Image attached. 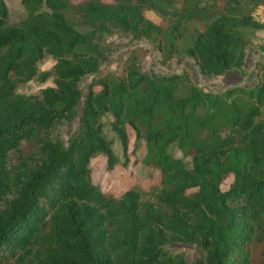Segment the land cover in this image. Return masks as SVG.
Segmentation results:
<instances>
[{
	"label": "trees",
	"instance_id": "obj_1",
	"mask_svg": "<svg viewBox=\"0 0 264 264\" xmlns=\"http://www.w3.org/2000/svg\"><path fill=\"white\" fill-rule=\"evenodd\" d=\"M20 3L25 16L10 23L0 0V264H264V66L250 87L206 91L186 70L144 72L130 51L97 76L114 29L152 43L161 63L178 54L207 78L243 75L264 0ZM34 78L51 85L17 93ZM74 118L66 142L52 136ZM105 124L122 165L143 143L141 162L159 173L147 191L115 196L91 181L96 155L107 169L118 163Z\"/></svg>",
	"mask_w": 264,
	"mask_h": 264
},
{
	"label": "rangeland",
	"instance_id": "obj_2",
	"mask_svg": "<svg viewBox=\"0 0 264 264\" xmlns=\"http://www.w3.org/2000/svg\"><path fill=\"white\" fill-rule=\"evenodd\" d=\"M7 7L8 21L10 23L17 22L25 16L20 0H3ZM253 18L262 21L264 20V5H258L251 12ZM145 17L153 23L160 21L159 17L152 11H146ZM245 46V59L243 70L244 74L239 75L232 71L224 72L221 75H212L210 77L202 76L194 66L190 58L182 55L172 56L166 63L160 62V54L155 46L145 39H136L129 34L120 33L114 29L108 34L105 39L106 44L113 46V50L109 56L108 61L100 65L97 76H102L108 72L116 71L119 68L121 61L128 55L130 51H135L139 55L141 68L146 73L153 74H171L178 73L181 70H186L192 82L200 87L202 90L215 91L228 86H252L261 73V66H264V30H256L247 33ZM52 59L49 57L41 60L38 65V71L48 69L52 64ZM91 76L87 75L80 81V86L84 89L90 81ZM49 80L40 82L36 78L31 79L24 85L16 89L19 94L37 93L41 88L50 86ZM106 121V119H105ZM76 123L74 118L70 123H64L61 127L56 129L52 136H57L63 142H66L68 136L72 132ZM105 137L111 141V147L118 157V163L114 164L110 169L105 167L104 156L96 155L90 160V178L101 190L110 192L117 196L125 189L136 186L141 191H147L150 186L156 184L159 180V173L157 170L147 167L141 162L144 154L143 143L140 142L138 149L135 152L137 162L130 166L131 162L125 166L121 164L122 156L118 141L115 135L110 131L105 124L103 128ZM133 141V135L128 131V148H130ZM179 156V153L176 154ZM132 159V156H129ZM231 181V176H228L221 183L220 188L225 190ZM173 253L191 254L193 247L182 243H171L169 245Z\"/></svg>",
	"mask_w": 264,
	"mask_h": 264
}]
</instances>
